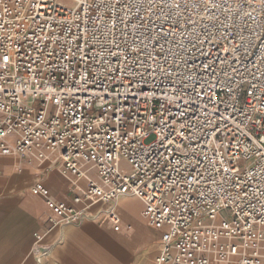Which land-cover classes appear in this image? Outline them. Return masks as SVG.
<instances>
[{"label": "built area", "instance_id": "1", "mask_svg": "<svg viewBox=\"0 0 264 264\" xmlns=\"http://www.w3.org/2000/svg\"><path fill=\"white\" fill-rule=\"evenodd\" d=\"M71 1L73 6H66L58 0L55 12L49 13L41 9V15L37 16L35 9L40 7L39 0H0V87L7 90V95L0 93V151L10 150L11 154L24 156L32 150H37L41 157L48 151H57L66 171L75 174L71 171L75 163V167L82 175L87 174L81 169L80 162H89L91 157L97 158L91 162L95 164L100 181L88 177L90 183L87 189L83 194L74 197L73 204L50 198L47 188L40 183L33 185L32 190L45 196L47 204L60 215L59 218H51L55 224L80 223L86 218L93 205L109 204L122 196H132L144 203L142 215L149 224L164 228L155 264H212L213 258L231 261L234 264H264V208L261 207L264 204V159H261L257 152L259 140L256 135L258 133L259 136L264 137V131L258 126L254 132L249 131L244 124L241 125V128L248 131L251 136V146L248 139L241 137V149L250 147V154L247 156L242 152L233 156L231 149L227 153L221 149L222 158L226 161L223 168L239 169L241 181L246 179L243 175L245 170L253 178L247 189V201L232 200L235 191L230 185L227 186V192L222 193L217 189L216 195L209 194L208 199L204 201L200 200L195 192L189 195L191 190L177 186L163 199L167 201L169 197L180 196L179 204L184 211L176 209L174 214L168 215L166 219V214L160 211L159 207L161 191L172 185L173 179L176 178L175 173L169 176L170 166L165 167L162 160L148 174L152 176V181L156 185H163L162 189H154L151 182L145 187L134 181L137 171L135 164L129 158L131 153L126 157L119 143L106 139L116 131H123L124 126L117 128L115 125V117L120 115L119 111L113 113L110 110L100 109L99 100L85 108L83 101L88 96L87 92L77 91L75 97L64 96L66 91L71 92L78 88V83H73V80L79 81V76L85 73V62L80 59L82 53L87 54L90 81L88 87L92 91L99 89L92 85L91 81L97 80L99 83L107 64L118 63L115 58H109V48H102L96 43L97 39L100 41L112 39L107 30L104 35H100L99 32L105 21L111 25L109 17L112 13L104 15L103 9L94 13L93 0ZM229 3L232 5V10L225 13L226 15L231 17L239 12L235 19L230 18L227 21L234 25L233 30L244 37H250V32L254 31L255 36L262 39H254L251 47L241 49L239 53L233 52L231 55L224 49H231L238 40L225 42L221 46L219 52L221 58L227 56L231 61L235 56L236 62L233 67L240 69L243 75L236 77L239 87L231 95L227 94L226 89L219 87L216 89V95L231 105L229 111L238 110L236 113L238 119L243 120L244 115H250L258 123H264L258 120L259 115L264 113V95L255 92L250 86L258 84L261 92H264V75H261L264 73V63H262L264 62V0H229ZM246 13L248 15H245ZM120 14L123 15V11ZM97 16L100 17L99 20ZM38 25L43 27V32ZM246 25L247 30L240 32V29L245 28ZM94 33L95 38H93ZM37 47L43 48V52L38 53L35 50ZM57 48L59 51H55ZM69 48L72 49L71 52L68 51ZM111 51L118 50L113 47ZM49 52H52V57L48 61L50 66H46L44 61ZM72 53L75 55L73 56ZM4 56L9 57L7 63L3 60ZM93 57L100 62L99 65L93 61ZM33 58L37 63L32 65V70H29L27 65ZM200 60H203V57ZM252 70H256L258 81H254L249 74ZM148 90L150 89L144 87V91ZM110 91L115 97L116 93L123 89L118 84H113ZM13 92L16 94L15 99L12 97ZM254 96L258 98L254 99ZM104 99L107 100L108 97L105 96ZM134 99L129 94L127 99L121 100V104L127 108L134 103ZM77 100L80 103H77ZM69 101L74 105L75 112L69 109ZM252 107L258 110L255 114L250 111ZM107 108L106 105L105 109ZM151 108L156 112L159 104L154 101ZM57 113L61 114L59 124H57ZM105 115L112 118V128H108L105 124L97 131L94 127L97 117L103 119ZM224 115H228V112H224ZM70 120L72 130L80 129L77 132L78 140L77 137L68 138L69 130L65 126ZM25 121L29 123L25 125ZM41 121L46 127L41 126L40 146L35 147L32 141L37 140V135L33 125H41ZM80 121L83 123H76ZM85 124L90 131L84 128ZM53 132L55 136L51 135ZM45 133H48L46 138ZM29 136L31 139H28ZM97 136L99 140L96 139ZM228 140L226 131L223 136L218 134L215 138L209 137L206 144L198 145V155L201 158L205 155L213 158L215 153L212 148L218 147L221 143L226 144ZM77 148L79 151H76ZM153 151L155 152V148ZM260 152H264V146L260 148ZM84 153L88 156L81 159ZM108 154L112 155V160L106 159ZM176 158L183 159L185 164H195V158L190 155L187 158L179 156ZM220 158L216 157L217 162ZM101 160L103 163H100ZM123 160H126L134 170L129 175L121 171L120 164ZM116 161L119 163H115ZM207 163V160H203L197 170L201 173L212 171L206 168ZM109 164L119 170V175H116L115 171H106ZM221 175L222 173L216 175V179L219 180ZM212 188H216V185L209 183L206 187L201 186L202 191H209ZM253 194L258 197L259 202L253 199ZM150 197L154 199H149ZM185 198L188 203H185ZM249 204L251 207L248 206ZM252 207L255 211H252ZM98 213L106 215L115 224L120 222L115 207L100 210ZM251 242H259L261 247L251 249L249 248Z\"/></svg>", "mask_w": 264, "mask_h": 264}, {"label": "snow or ice", "instance_id": "2", "mask_svg": "<svg viewBox=\"0 0 264 264\" xmlns=\"http://www.w3.org/2000/svg\"><path fill=\"white\" fill-rule=\"evenodd\" d=\"M57 3L58 0H39L40 7L35 9L36 15H41V9L49 13L55 12ZM92 9L94 13H98L101 9L105 10L104 15L112 13L109 17L111 25L105 21L99 28L100 35H104L107 30L112 39L104 41L97 39L96 43L100 44L102 48H109V58H115L114 60L118 63L109 62L107 64L99 83L97 80L91 81V84L99 89L92 91L88 87L90 81L87 54L82 53L80 59L85 62V73L79 76V81L73 80V83H78L79 86L71 92L66 91L65 98L75 97L77 91H83L88 93L83 101L85 108L99 100L98 107L100 109L110 110L113 113L119 111L120 115L115 117V125L117 128L124 126L123 131H116L106 139L119 143L126 157L131 153L129 158L135 164L137 171L134 181H138L145 187H148L151 182L154 189H162L163 185H156L152 181V176L148 174L162 160L165 167L170 166L169 176L171 173H175L176 178L173 179L172 185L161 191L159 207V210L166 214V219L168 215L174 214L176 209L184 211L179 204L180 196L169 197L167 201L163 199L177 186L191 190L189 195L191 192H195L196 196L204 201L208 199L209 194L216 195L217 189L222 193L227 192V186L230 185L235 191V197H232V200L247 201V189L253 178L245 170L243 175L246 179L241 181L239 169L235 167L223 168L226 161L222 158L221 149L224 153L231 149L233 156L240 152L244 156L249 155L250 147L241 149V137L248 139L249 146H251V136L248 131L241 128V125L244 124L245 128L254 132L257 126L261 131H264V123H258L250 115H244L243 120L238 119L236 115L238 110L229 111L231 105L216 95L218 87L226 89L227 94L231 95L239 87L236 77L243 75L240 69L233 67L236 62L235 56L229 61L227 56L221 58L219 52L225 42L238 40V43L234 44L231 49L226 48L224 51H228L230 55L233 52L239 53L241 49L251 47L254 39H262V37L255 36L254 31L250 32V37H244L233 30L234 25L227 21L230 18L235 19L239 12L237 11L231 17L225 14L232 10L229 0H93ZM121 11H123V15L120 14ZM97 19L99 20L100 17L97 16ZM38 27L41 32L44 31L42 26L38 25ZM245 30H247V25L240 29V32ZM93 38H95V33ZM113 47L118 51H111ZM35 50L38 53L43 52V48L37 47ZM55 51H59V48ZM68 51L71 52L72 49L69 48ZM77 51H79L78 47ZM72 55L74 56L75 53ZM51 57L52 52H49L44 61L46 66H50L48 61ZM201 57L203 60H200ZM3 60L7 63L9 57L4 56ZM93 61L98 65L100 63L95 60V57H93ZM35 63L37 60L33 58L27 65L28 69L32 70V65ZM249 74L254 81L259 80L256 70L250 71ZM113 84H118L123 89V91L117 92L115 97L110 91ZM250 86L255 92L264 95L258 84ZM144 87L150 90L144 91ZM0 93L7 95V90L0 87ZM39 94L37 93V95ZM129 94L135 98L134 103L125 108L122 106L121 100L127 99ZM105 96L108 97L107 100L104 99ZM12 97L16 98L14 92ZM253 98L257 99L258 97L254 96ZM141 101L143 102L142 110ZM154 101L159 104L156 112H153L151 108ZM77 103L80 101L77 100ZM106 105L107 109H105ZM68 106L73 112L76 111L70 101ZM250 111L255 114L258 110L252 107ZM224 112H228V115H224ZM56 115L57 124H59L61 114L57 113ZM258 120L264 121V113L259 115ZM24 123L27 125L29 122L25 121ZM71 123L70 120V123L65 126L69 130L68 138L70 139L77 137V132L80 131V129L72 130ZM76 123L82 124L83 122ZM105 124L108 128H112V118L107 115L103 119L97 117L94 127L99 131ZM41 126L46 127L43 121H41V125H33L37 135V140L32 141V145L35 147L40 146L39 131ZM84 128L90 131L86 124ZM225 131L229 137L228 143H221L218 147H213L212 151L215 153L213 158H209L207 155L201 158L198 155V145L206 144L209 137L215 138L218 134L223 136ZM51 135L55 136V133L53 132ZM256 135L259 140L257 152L261 159H264V152H260V148L264 146V137L259 136L258 133ZM47 136L48 133H45V138ZM148 137H151L152 143L146 144L145 141ZM28 139H31V136ZM96 139L99 140V137L97 136ZM45 146H47L46 139ZM76 151H79V148ZM10 155V150L0 151V173H2L0 183H3V176L17 174L25 167L23 163H19L16 167H9L5 171V165L12 163L8 159ZM188 155L195 158V164H185L183 159L176 158L177 156L187 158ZM87 156L88 154L84 153L81 159ZM216 157H221L218 162ZM94 159L97 158L91 157L89 164ZM106 159L112 160V155L108 154ZM203 160L208 161L206 168H210L212 171L201 173L197 170ZM30 162L36 166L41 163L35 154L31 157ZM100 163L103 161L101 160ZM71 171L75 172V175L69 179L54 174L49 180V184L59 188L64 184H72L75 187L76 183L83 186L90 183L88 177L92 176L93 172L89 165L84 166V172L87 175H82L80 170L75 167V163ZM106 171H115L116 175H119V170L112 164L106 167ZM221 173V178L217 180L216 175ZM28 179L29 182H32L34 177ZM209 183L216 185V188L202 191L201 186L206 187ZM149 199H154V197ZM253 199H257L259 202L255 194H253ZM188 202L185 198V203ZM248 206L251 207L250 204ZM261 207L264 208V204ZM252 211H255L254 207H252Z\"/></svg>", "mask_w": 264, "mask_h": 264}, {"label": "crops", "instance_id": "3", "mask_svg": "<svg viewBox=\"0 0 264 264\" xmlns=\"http://www.w3.org/2000/svg\"><path fill=\"white\" fill-rule=\"evenodd\" d=\"M34 154L41 161L39 166L30 162ZM8 159L12 163L5 165V171L19 163L25 167L17 174L3 176L0 183V264H155L164 228L149 224L142 215V200L122 196L109 204L93 205L80 223L55 224L51 218L60 215L45 196L32 190L33 185L40 183L50 198L73 204L88 183L59 188L49 184L54 174L66 179L75 175L66 171L57 151H48L43 157L37 150L24 156L12 153ZM90 164L80 162V167L84 171ZM29 177H34L32 182ZM129 199L135 205L134 212L125 206ZM110 207H116L120 216L117 224L98 213ZM212 264L234 263L213 258Z\"/></svg>", "mask_w": 264, "mask_h": 264}, {"label": "rangeland", "instance_id": "4", "mask_svg": "<svg viewBox=\"0 0 264 264\" xmlns=\"http://www.w3.org/2000/svg\"><path fill=\"white\" fill-rule=\"evenodd\" d=\"M64 5L66 6H73V1L71 0H60ZM151 137H148L145 141V143H151ZM82 162H85V161H82ZM86 164L89 163V162H85ZM94 163L91 162V164L89 165L92 169V172H93V177L96 178L97 181H100V178H99V175H98V172H97V169L95 167V165H93ZM120 168H121V171L126 174V175H129L131 174L134 170L132 168V166L126 161V160H123L120 164ZM125 206L131 210L132 212L135 211V205L134 203L129 199V200H125ZM259 233V231H257V234ZM261 247V244L259 242H251L250 243V247L251 249H254V248H260Z\"/></svg>", "mask_w": 264, "mask_h": 264}, {"label": "bare ground", "instance_id": "5", "mask_svg": "<svg viewBox=\"0 0 264 264\" xmlns=\"http://www.w3.org/2000/svg\"><path fill=\"white\" fill-rule=\"evenodd\" d=\"M115 211L117 212L116 207H115ZM117 213H118V212H117Z\"/></svg>", "mask_w": 264, "mask_h": 264}]
</instances>
